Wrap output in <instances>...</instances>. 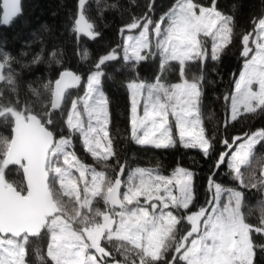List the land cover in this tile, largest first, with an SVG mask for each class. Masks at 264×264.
<instances>
[{"label":"snow or ice","instance_id":"snow-or-ice-1","mask_svg":"<svg viewBox=\"0 0 264 264\" xmlns=\"http://www.w3.org/2000/svg\"><path fill=\"white\" fill-rule=\"evenodd\" d=\"M86 5L78 0L73 32L94 40L100 33ZM20 15L21 0H3L0 24L10 25ZM251 23L252 30L239 35L243 64L224 97L230 110L225 129L264 114V16ZM120 32L122 57L117 48L100 55L86 80L65 69L42 85L43 98L29 86L38 99L23 104L12 69L15 57L0 49V82L15 94L5 97L0 90V124L10 129L0 136V264H33L37 238H46V251L36 250L39 264H259L264 212L253 224L245 207L247 190L264 192V166L253 167L264 160L257 156V146L264 149V128L225 138L217 151L202 120L204 76L189 80L184 74L189 62L220 59L233 43L234 17L218 10L215 0L210 6L175 0L158 19L148 13L133 17ZM156 55L162 71L179 64L181 82L168 84L157 76L153 83L138 78L125 83L130 135L156 148L174 147L178 135L184 147L198 148L206 158L216 154L199 206L193 171L176 167L164 175L128 168L109 131L102 66L122 58L135 67ZM80 58H91L86 48ZM73 89H82V95ZM77 141L99 169L77 154ZM225 164L234 186L215 178Z\"/></svg>","mask_w":264,"mask_h":264},{"label":"trees","instance_id":"trees-1","mask_svg":"<svg viewBox=\"0 0 264 264\" xmlns=\"http://www.w3.org/2000/svg\"><path fill=\"white\" fill-rule=\"evenodd\" d=\"M1 1V0H0ZM197 3L210 5L211 0H196ZM218 10L225 15L234 17L233 43L225 49L219 60L207 59L203 63L189 62L185 65L184 74L189 80L193 76L203 75L201 114L206 134L215 136L217 151L223 150L222 140L242 135L244 132L264 128V114L249 116L247 119L232 121L225 129V120L229 118V107L224 100L226 94L233 90V81L238 77L243 58L240 55L239 35L252 30V21L264 14V0H215ZM175 0H87V15L95 23L100 33L96 39L86 36L77 37L73 32V21L78 11V0H21L22 15L16 17L7 26L0 25V49L9 52L15 60L12 69L17 81L19 99L35 102L38 98L31 89H36L43 98L46 95L42 85L57 78L58 74L67 69L80 74L85 80L91 70L92 63L100 55L110 49L117 48L123 37L120 29L130 23L133 17L148 13L152 18L169 9ZM114 5V7H113ZM149 6L152 11L149 12ZM2 8L0 6V15ZM6 45V49L4 46ZM87 49L90 53L88 61L81 60L80 52ZM210 51V47L208 44ZM56 52L55 57L52 53ZM39 57L38 62H33ZM122 57V56H121ZM59 61V62H57ZM105 75L102 78L103 90L109 98L111 123L110 134L114 139V147L122 162L128 168L134 166H150L168 175L176 167H184L193 171L196 184L197 206L203 204L206 197L207 178L216 161V154L206 158L198 148H186L179 142L174 147L156 148L152 145L137 144L130 135L129 125V92L124 86L128 80L138 78L147 83L155 82L157 76L168 84L181 80L180 66L171 62L163 71L158 55L133 67L122 58L102 66ZM31 86V89L30 87ZM0 90L5 97L15 99L3 82ZM82 95V89L70 90ZM10 129L0 124V136L9 135ZM77 154L84 162L99 168L100 165L86 153L76 142ZM257 156H264V149L257 146ZM264 160L253 162L259 171ZM111 175V173H110ZM217 182L225 186H234L226 164L222 165L215 177ZM264 192L249 189L246 192L245 211L253 224L259 222L264 212L261 201ZM46 251V238H39L33 244L31 260L39 264L36 250ZM259 264H264V254H257Z\"/></svg>","mask_w":264,"mask_h":264},{"label":"rangeland","instance_id":"rangeland-1","mask_svg":"<svg viewBox=\"0 0 264 264\" xmlns=\"http://www.w3.org/2000/svg\"><path fill=\"white\" fill-rule=\"evenodd\" d=\"M200 4V3H199ZM203 5V4H202ZM204 6H210V5H204ZM168 10V9H167ZM166 10V11H167ZM165 11V12H166ZM164 13V12H163ZM162 13V14H163ZM161 14V15H162ZM263 16H264V14H263ZM160 17V16H159ZM209 47L211 48V44H210V42H209ZM123 55V53H121V56ZM242 64H243V62H242ZM241 68H242V66H241ZM241 70V69H240ZM181 82V80L180 81H178V82H176V83H180ZM147 83V82H146ZM233 88H234V86H233ZM233 91V90H232ZM129 101H130V97H129ZM129 113H130V109H129ZM229 117H230V110H229ZM174 133H175V129H174ZM176 140H177V142H179V138H178V135L176 136ZM180 143V142H179ZM181 144V143H180ZM182 145V144H181ZM136 167H143V168H151V169H155V168H153V167H150V166H134L133 168H136ZM99 169V168H98ZM171 174V173H170ZM170 174H168V175H170Z\"/></svg>","mask_w":264,"mask_h":264},{"label":"water","instance_id":"water-1","mask_svg":"<svg viewBox=\"0 0 264 264\" xmlns=\"http://www.w3.org/2000/svg\"><path fill=\"white\" fill-rule=\"evenodd\" d=\"M0 6L2 8V12H3V0L0 1ZM2 15V13H1ZM1 26H7V25H3V24H0ZM64 71V70H63ZM62 72V71H61ZM59 75V74H58ZM58 77V76H57Z\"/></svg>","mask_w":264,"mask_h":264}]
</instances>
